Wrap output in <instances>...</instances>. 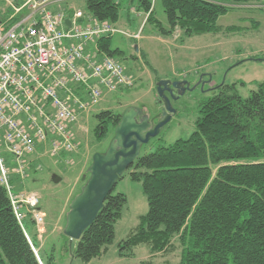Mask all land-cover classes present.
<instances>
[{"label":"trees","instance_id":"trees-1","mask_svg":"<svg viewBox=\"0 0 264 264\" xmlns=\"http://www.w3.org/2000/svg\"><path fill=\"white\" fill-rule=\"evenodd\" d=\"M121 1L85 0L86 13L115 24ZM259 1L161 0L164 27L153 16L151 0H129L144 11L145 22H154L162 36L178 30L185 36L217 32L220 15L233 6ZM111 36L98 38L96 45L101 53L116 59L123 52L111 48ZM199 113L187 138L159 145L126 170L132 180L141 181L148 209L125 245L133 251L146 244L157 253L171 249L177 237L183 246L177 264H264V82H257L246 98L221 89L203 100ZM95 117L97 140L120 120V114L110 110ZM35 167L32 163L29 169L35 171ZM88 176L87 172L85 181ZM15 179L11 177V184ZM125 203L126 197L114 189L106 196L94 221L76 240L71 250L74 257L89 262L106 252ZM0 264H40L1 183Z\"/></svg>","mask_w":264,"mask_h":264},{"label":"rangeland","instance_id":"rangeland-1","mask_svg":"<svg viewBox=\"0 0 264 264\" xmlns=\"http://www.w3.org/2000/svg\"><path fill=\"white\" fill-rule=\"evenodd\" d=\"M151 1L154 18L165 27L161 0ZM74 4L86 13L85 0H75ZM145 17L135 2L130 4L129 0H122L119 19L113 24L118 31L111 36V48L123 52L115 57L133 78L134 85L128 90L105 93L91 110L79 117L73 128L78 150L68 156L70 164L41 152L33 157V161L38 160L36 165L40 162L41 168L29 169L28 177L22 182L18 179L12 182L14 192L27 190L39 197V206L45 215L44 225L39 230L29 217L23 224L37 259H42L44 264H177L183 248L177 237L172 240L171 249L166 251L152 253L146 244L128 251L125 240L148 209L141 181L132 180L129 171L122 174L114 187V193L123 194L126 203L114 225L113 242L106 252L89 262L72 255L76 241L70 243L63 233L69 204L85 182L92 154L105 150L114 134L113 128L109 127L105 137L97 140L93 131L97 125L95 115L105 110L121 114L127 106L154 114L159 111L155 87L159 80H185L191 87L201 81L172 100L175 113L161 133L141 147L140 155H145L154 152L159 145L187 138L195 129L201 104L206 98L221 89L246 98L256 89L257 82H264V0L233 6L218 17L217 32L200 35L185 36L178 30L172 36H162L157 33L155 23H146ZM228 27L235 28L227 30ZM124 33L139 34V37ZM93 50L91 43L89 51ZM221 85L225 88H220ZM3 155L11 163L13 157L6 151ZM56 177L60 178L58 182H54Z\"/></svg>","mask_w":264,"mask_h":264},{"label":"built area","instance_id":"built-area-1","mask_svg":"<svg viewBox=\"0 0 264 264\" xmlns=\"http://www.w3.org/2000/svg\"><path fill=\"white\" fill-rule=\"evenodd\" d=\"M0 1V183L36 255L23 223L29 217L41 230L45 215L34 192L13 191L11 177L24 181L41 152L70 164L68 156L78 150L73 128L79 117L105 93L129 89L134 80L97 48L98 38L118 31L112 23L59 5L67 0Z\"/></svg>","mask_w":264,"mask_h":264},{"label":"water","instance_id":"water-1","mask_svg":"<svg viewBox=\"0 0 264 264\" xmlns=\"http://www.w3.org/2000/svg\"><path fill=\"white\" fill-rule=\"evenodd\" d=\"M65 24L70 26V20L66 19ZM199 84L201 81L191 87L185 80L162 79L156 83L159 112L150 116L136 106L123 109L107 147L92 154L91 163L87 167L89 176L69 204L63 233L69 237L70 243L78 240L82 232L94 221L106 196L140 156L141 147L161 133L175 113L172 100ZM59 180L60 178L56 177L54 182Z\"/></svg>","mask_w":264,"mask_h":264},{"label":"crops","instance_id":"crops-1","mask_svg":"<svg viewBox=\"0 0 264 264\" xmlns=\"http://www.w3.org/2000/svg\"><path fill=\"white\" fill-rule=\"evenodd\" d=\"M75 0H67V1H64V2H61V4H59V5H61V6H63V7H70V6H75ZM51 8L52 9H57V5H55V6H51ZM90 47V46H89ZM156 104H157V106H158V103L156 102ZM37 162H38V160H37ZM32 169H34V168H32ZM31 169V170H32Z\"/></svg>","mask_w":264,"mask_h":264},{"label":"flooded vegetation","instance_id":"flooded-vegetation-1","mask_svg":"<svg viewBox=\"0 0 264 264\" xmlns=\"http://www.w3.org/2000/svg\"><path fill=\"white\" fill-rule=\"evenodd\" d=\"M173 91H175V90L173 89ZM166 94H168V93L166 92ZM168 95H169V94H168ZM159 110H160V107H159ZM144 112L148 113L150 116H152V114H153V113H151V112H149V111H144ZM157 112H159V111H157ZM157 112H156V113H157Z\"/></svg>","mask_w":264,"mask_h":264}]
</instances>
